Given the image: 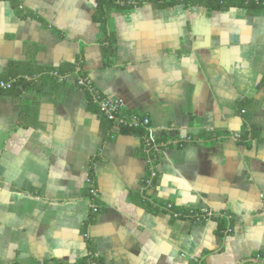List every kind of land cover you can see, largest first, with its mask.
Here are the masks:
<instances>
[{"label": "crops", "instance_id": "crops-1", "mask_svg": "<svg viewBox=\"0 0 264 264\" xmlns=\"http://www.w3.org/2000/svg\"><path fill=\"white\" fill-rule=\"evenodd\" d=\"M21 1L41 21L0 1V74L12 60L57 67L83 52L96 91L148 115L162 150L151 161L140 135L106 129L73 79L0 93V264L89 253L90 169L100 211L87 232L106 264H264V13L152 2L114 13L105 66L96 0ZM250 125L261 140L240 142ZM141 197L227 214L230 231L220 239L216 218L151 211Z\"/></svg>", "mask_w": 264, "mask_h": 264}, {"label": "trees", "instance_id": "trees-1", "mask_svg": "<svg viewBox=\"0 0 264 264\" xmlns=\"http://www.w3.org/2000/svg\"><path fill=\"white\" fill-rule=\"evenodd\" d=\"M0 1H8L11 3L12 7L16 12L22 17H34L41 21L40 17H35L32 12L23 13L24 9L22 6L21 0H0ZM155 3L159 8H167L171 6H176L183 4L186 7L194 6V5H202L207 7L211 11L215 10H228L233 7H242L246 8L248 12L252 14H260L264 13V0L260 2L255 1H247V0H96V11L94 13L93 19L98 24L101 31V40L100 44L102 47V53L104 57L105 66H110L112 64V58L116 55L117 51V37L112 26V15L114 13H130L135 10L137 7H141L146 3ZM43 21V20H42ZM84 67V58L83 52L80 53L79 58L74 63H64L57 67H44L37 63L34 59H28L25 61L20 60H12L9 62L7 70L0 74V93L8 94L12 97H18L23 92L28 90L34 91H43L45 86L52 85L54 89H58L63 83L68 80H75V82L80 86L82 90H84L88 107L99 113L102 117L104 127L109 129L110 131L124 133V134H136L140 135L144 140V146L147 149V138L149 136V131L145 127H118L116 126L115 121H110L108 118L102 113L100 109V100L104 96L100 92H97L93 84L87 82L86 72L83 69ZM5 81L6 83H11V86L8 88H4L1 86V82ZM83 81V83H81ZM264 87V78L259 84V88ZM254 101L252 99L244 100L241 102L240 108L243 109L244 116L246 119H249L251 116L249 114V102ZM257 104V103H255ZM257 106V105H256ZM254 107V106H252ZM251 110V108H250ZM206 136V135H205ZM219 136V133L215 135ZM211 136V137H215ZM255 140H261L260 133L257 127L250 125L248 131L241 135L240 142L251 143ZM159 143L162 140H158ZM183 144V143H182ZM149 150V149H148ZM89 178L91 179L94 186H96L93 169H90ZM86 196H88L93 204H92V214L89 220L85 224L84 234L86 236L87 247L89 253L78 260L73 264H106V260L98 255L95 249V246L92 242V238L88 235L87 228L93 224L97 218L99 212H94V207L99 208V196H94L91 193V186L87 184L86 188ZM144 196V195H143ZM138 202L144 206L145 208L156 211L158 208L167 209L171 211L174 215L177 214L178 217L191 218L193 221L204 220V212L203 211H195V210H181L172 204V208H168V204H159L156 206V203L152 200L145 199L144 197L139 198ZM100 211V209H99ZM212 218H216L218 220V237L220 239H224L225 235L228 234L229 229L231 227L230 219L227 214L222 216L213 215ZM17 264V263H15ZM33 264H72V263H63L54 259L44 260V261H36Z\"/></svg>", "mask_w": 264, "mask_h": 264}, {"label": "built area", "instance_id": "built-area-1", "mask_svg": "<svg viewBox=\"0 0 264 264\" xmlns=\"http://www.w3.org/2000/svg\"><path fill=\"white\" fill-rule=\"evenodd\" d=\"M249 1H255L260 2L261 0H247ZM88 83L92 84L89 80H87ZM83 83V81H81ZM1 86L4 88H8L11 86V83H6L5 81L1 82ZM100 109L102 113L108 118L110 121H115L116 126L118 127H145L149 131V136L147 138V150L149 152V158L150 160H156L158 158V155L161 153V143L158 142V139H156L154 136H152L151 133V119L148 115H142L136 112H131L129 110H126L123 104V101L121 99H112L107 96H103L100 100ZM241 136H238L240 138ZM155 162V161H154ZM154 162H152V169L150 178L148 179V183L151 184L152 180L157 176L156 169L154 167ZM87 184L91 186V193L94 196H99L98 189L94 184L92 183L91 179L87 178ZM168 208H172V204L168 205ZM94 212H99L98 207H94ZM212 212L204 211V220L211 219L213 217ZM177 216V214H176ZM230 231V229H229Z\"/></svg>", "mask_w": 264, "mask_h": 264}]
</instances>
